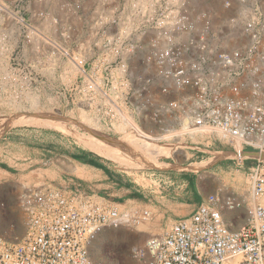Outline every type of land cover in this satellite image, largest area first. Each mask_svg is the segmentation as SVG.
Listing matches in <instances>:
<instances>
[{
  "label": "built area",
  "instance_id": "obj_1",
  "mask_svg": "<svg viewBox=\"0 0 264 264\" xmlns=\"http://www.w3.org/2000/svg\"><path fill=\"white\" fill-rule=\"evenodd\" d=\"M0 110L84 119L108 138L184 156L199 135L240 160L261 154L246 190L218 189L130 254L137 264H264V0H0ZM138 171L173 185L165 171ZM17 204L24 233L0 234V264H104L91 251L106 230L154 218L78 184L26 186ZM240 209L232 230L226 215Z\"/></svg>",
  "mask_w": 264,
  "mask_h": 264
},
{
  "label": "rangeland",
  "instance_id": "obj_2",
  "mask_svg": "<svg viewBox=\"0 0 264 264\" xmlns=\"http://www.w3.org/2000/svg\"><path fill=\"white\" fill-rule=\"evenodd\" d=\"M63 120L65 119L48 113L21 114L0 110V204L5 203V209L0 206L1 235L15 239L24 233V215L17 204L18 197L24 187L38 185L45 181L53 183L55 179L59 178V175L68 178L77 177L81 180L92 178L94 174L91 173L89 168L76 162V157L96 156L97 160L106 163L109 170L117 172L115 175L118 177L120 184L135 186L141 192L154 190L153 183L147 179L146 175L142 174L144 171H138L141 168L148 171L152 168L165 170L166 168H172L177 171L200 172L220 159L225 160L226 157L240 160L236 154L216 153L214 154L215 159L212 160L210 165L193 171L189 166L195 167L201 164V160L196 157L193 158L192 151H188L189 153L184 156L181 151H177V146H152L148 148L139 146L143 154L135 155L133 156L135 158L132 157L133 159L127 158L126 161H131V166H125L122 160L127 156L129 146H137L134 142L123 143V140L117 139L110 142L107 140L110 138L105 136L97 126L84 119L79 120L80 124L90 130L91 133L79 126L80 124H68ZM79 139L81 141L88 140L94 143H103L106 145L109 154L116 157L115 160L109 157V154L101 155V153L90 151L79 143ZM204 139H206L205 136L199 135L194 139V142L202 144L193 146L202 147L203 144L207 143L204 142ZM182 141L185 140L182 139ZM156 147L172 152H164ZM123 152L125 153L121 154ZM174 154L176 155L174 157L176 163L170 159H161L172 157ZM152 156L154 157L152 158ZM156 156H159L161 160L157 161ZM242 160L241 157L240 161ZM162 163L172 164L165 165ZM181 163L185 164L182 165ZM208 174H210V178H207L210 181L216 184L221 183L222 187L229 188L235 184L239 187L240 193L247 189V187H244V181L247 183V180L241 176L231 180L228 175H221L217 168L211 169ZM208 174L202 173V176ZM106 182L108 181L93 183L92 192L112 201L118 200L115 202H119L123 198L127 200L126 193L118 192L117 189L112 192V189L99 186L103 183L106 184ZM140 203L143 205L140 201H127V204L138 205ZM151 210L155 214L154 210ZM164 226L165 222L162 218L154 215L153 220L140 229L121 227L106 230L95 242L91 257L94 262L104 264H137L131 257V248L143 244L151 235L160 234Z\"/></svg>",
  "mask_w": 264,
  "mask_h": 264
},
{
  "label": "crops",
  "instance_id": "obj_3",
  "mask_svg": "<svg viewBox=\"0 0 264 264\" xmlns=\"http://www.w3.org/2000/svg\"><path fill=\"white\" fill-rule=\"evenodd\" d=\"M192 151V157L200 159V163L204 161H210L214 159V154H233V150L224 143H221L215 139L211 140L210 143H205L202 147H195ZM186 153H189L186 151ZM184 155V154H183ZM84 159H75L80 165L89 168L92 174L90 180H81L79 178L66 177L59 175V178L54 180V184L60 187H69L78 184L82 187L85 192H92L93 183L99 181H108L106 184H101L102 188L112 189V192L122 191L127 194V200L123 198L119 202H142L144 205L153 209L156 216L161 217L165 225L173 220L189 216L198 208V206L206 199L210 194L215 193L218 189L222 188V184L210 181L211 169L217 168L220 174L228 175L231 180H235L238 177L246 179L247 172L257 164L256 156L253 151L247 150L245 157L242 161H237L232 157H226V159H220L213 163L207 169L200 172H188L185 170L177 171L172 168L158 170L165 171V174L174 180L173 185L167 187L166 190H161L160 185L153 183L154 190H148L141 192L135 186L120 184L118 177L115 175L116 171L109 170L106 167V163L102 160H97L96 156H83ZM187 159V158H186ZM93 161L97 163L100 168L89 165L88 162ZM206 161V162H207ZM176 163V161H175ZM174 163V164H175ZM172 163H165L170 165ZM173 164V165H174ZM184 165L185 163H181ZM202 173L208 175L202 176ZM208 177V178H207ZM206 179H208L206 181ZM244 187L246 183L244 181ZM231 192L240 193L239 187L235 184L227 188ZM118 201V200H115ZM246 210L240 209L234 213L226 215V220H233L230 224L232 230H238L245 222Z\"/></svg>",
  "mask_w": 264,
  "mask_h": 264
},
{
  "label": "bare ground",
  "instance_id": "obj_4",
  "mask_svg": "<svg viewBox=\"0 0 264 264\" xmlns=\"http://www.w3.org/2000/svg\"><path fill=\"white\" fill-rule=\"evenodd\" d=\"M13 122V121H12ZM18 124V123H17ZM81 139V138H80ZM79 139V143L82 145V146H84L85 148H87V149H89L90 151H92V152H95V153H101V155L102 154H109V152L107 151V149H106V145H104L103 143H101V142H96V143H94V142H91V141H81ZM83 140H84V138H82ZM121 140H123V143H128V142H134V144L135 145H137V146H129V148H128V150H127V153H126V157H125V159H123L122 161H124V165L125 166H131V161H126V159L127 158H129V159H133V158H135V157H133V156H135V155H138V154H143V152L140 150V148H139V146H141V147H145V148H148V147H152V146H156V145H152V144H149V143H143V144H141V143H139V141L137 140V139H135V138H131V137H125V138H123V139H121ZM107 147H109V146H107ZM111 147V146H110ZM157 148V147H156ZM167 148V147H166ZM170 148V147H169ZM119 149V148H118ZM157 149H160V150H162V151H164V152H172V151H170V150H167V149H161V148H157ZM174 149V148H173ZM174 151V150H173ZM178 151V150H177ZM125 152H123V153H121V154H124ZM110 156L109 157H111L113 160H115V158L116 157H113V156H111V154H109ZM123 156H125V155H123ZM133 157V158H132ZM154 156H152V158H153ZM218 157V156H217ZM216 157V158H217ZM156 158V160L157 161H159V159H160V157L159 156H156L155 157ZM215 159V158H214ZM212 160L213 159H211V161H208V162H205V163H201V164H199V165H197V166H189L190 167V169H192L193 171L194 170H197V169H201V168H204V167H206V166H208V165H210L211 163H212ZM162 164H165V163H162ZM144 179V178H143ZM141 183V182H140Z\"/></svg>",
  "mask_w": 264,
  "mask_h": 264
},
{
  "label": "water",
  "instance_id": "obj_5",
  "mask_svg": "<svg viewBox=\"0 0 264 264\" xmlns=\"http://www.w3.org/2000/svg\"><path fill=\"white\" fill-rule=\"evenodd\" d=\"M79 126H81L84 130H86L87 132H89V133H91V131L90 130H88V129H86L85 127H83L81 124L79 125ZM99 135V134H98ZM99 136H101V135H99ZM101 137H103V136H101ZM105 138V137H104ZM105 139H107V138H105ZM107 140H109L110 142H113V141H115L114 139H112V138H110V139H107ZM254 155L256 156V157H259L260 159H263V156L261 155V154H259V153H254Z\"/></svg>",
  "mask_w": 264,
  "mask_h": 264
},
{
  "label": "trees",
  "instance_id": "obj_6",
  "mask_svg": "<svg viewBox=\"0 0 264 264\" xmlns=\"http://www.w3.org/2000/svg\"><path fill=\"white\" fill-rule=\"evenodd\" d=\"M76 159H82V157H76ZM88 164L100 168V166L93 161L88 162Z\"/></svg>",
  "mask_w": 264,
  "mask_h": 264
},
{
  "label": "flooded vegetation",
  "instance_id": "obj_7",
  "mask_svg": "<svg viewBox=\"0 0 264 264\" xmlns=\"http://www.w3.org/2000/svg\"><path fill=\"white\" fill-rule=\"evenodd\" d=\"M82 159H84V158H82Z\"/></svg>",
  "mask_w": 264,
  "mask_h": 264
}]
</instances>
